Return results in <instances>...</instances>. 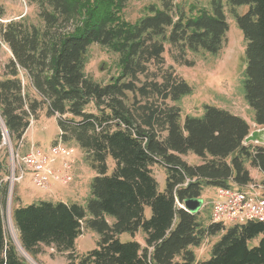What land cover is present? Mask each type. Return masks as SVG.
<instances>
[{"label":"trees","instance_id":"trees-1","mask_svg":"<svg viewBox=\"0 0 264 264\" xmlns=\"http://www.w3.org/2000/svg\"><path fill=\"white\" fill-rule=\"evenodd\" d=\"M125 5L40 0L42 25L22 18L3 22L0 6V50L6 45L11 51L0 74V114L9 137L16 146L23 142L46 109L57 117L60 139L77 144L96 172L85 203L40 199L13 209L22 247L34 258L43 245L53 247L67 264H264V222H215L212 213L185 207L206 186L244 189L257 183L249 167L264 174V145L246 144L250 123L224 108L207 104L202 116L182 120L178 102L192 87L166 66L164 55L170 45L176 62L193 65L188 52H219L230 27L228 7L246 40L245 98L263 127L264 0H212L210 9L192 7L176 16L166 1L149 6L135 22L122 18ZM239 6L246 11L239 13ZM75 20L73 29L64 27ZM93 43L119 55L120 75L108 83L86 72ZM4 141L0 125V147ZM191 152L201 164L184 159ZM155 165L166 173L163 190ZM5 167L0 154V264H30L6 234ZM87 230L99 234L97 247L80 253L76 242ZM142 232L144 244L136 239ZM123 233L133 239L122 241ZM212 237L218 240L210 258H198L196 248Z\"/></svg>","mask_w":264,"mask_h":264},{"label":"rangeland","instance_id":"rangeland-1","mask_svg":"<svg viewBox=\"0 0 264 264\" xmlns=\"http://www.w3.org/2000/svg\"><path fill=\"white\" fill-rule=\"evenodd\" d=\"M166 1L172 5V12L176 16L179 10L189 12L192 7L210 9L212 0H126V5L121 10V16L125 20L135 22L148 13L149 6L157 5L164 7ZM223 1L226 3V0ZM39 2L40 0H0V6L5 10V15L1 21L7 22L22 18L27 23L42 25L43 21L39 16ZM246 9L245 6L237 7L239 13L245 12ZM226 10L230 27L227 32L226 41L219 52L211 53L203 50L188 52L186 58L193 62V65H188L176 62L171 56L170 45L166 47L167 50L164 54L166 66H173L176 73L184 78L192 87V92L185 95L178 102L182 109V120L188 115L202 116L205 111V105L208 104L227 109L234 114L242 116L251 125L254 124L255 112L247 103L244 91V78L247 68L246 40L236 17L232 15L228 7ZM194 14H197V11ZM76 24L77 21L75 20V22L68 23L64 27L70 30ZM10 56V49L6 45H3L0 50V74ZM86 58V72L96 81L108 83L112 78L120 75L119 55L107 47L93 43L89 47ZM169 103L172 104V102ZM255 128L258 127H253L251 131ZM60 134L61 131L57 117L48 115L47 110L44 109L41 111L39 118L31 123L23 142L21 141L16 146L9 137L5 139L4 146L0 147V154L5 157L6 167L3 172V178L8 188L4 206L5 229L8 238L16 243V245L17 240H19V230L13 221L12 214L13 209L19 203L26 206L36 203L40 199L85 203L89 197L90 185L96 176V172L87 163L84 151L74 142L70 144L64 143L73 149V179L70 183H58L49 190L41 189L34 184L33 173L28 171L22 180L12 181L11 187L12 164L14 160L17 162V156L25 155L31 147L39 148L44 152H50L52 146L61 141ZM250 143L257 144L254 142ZM183 157L190 164L198 165L202 163V159L192 152ZM109 166L110 172H112L114 161L111 158L109 159ZM153 171L159 181L160 189L163 190L166 186L164 168L160 165H155ZM254 174L256 173L254 172ZM261 175L264 176L262 172ZM256 181L263 187L262 194L264 195V177L256 179ZM16 197H21V202H16ZM217 197L218 188L206 186L201 197L203 200L201 210H206L207 215H210L212 213V203ZM147 214L148 216L151 214L149 209ZM140 234H143V232ZM138 237L143 240L140 235ZM120 239L122 241H130L133 237L129 233H123L120 235ZM98 240V233L87 230L77 239L76 248L78 252L84 253L97 247ZM217 240L216 237L209 238L200 247L196 248L200 259L206 260L210 258L211 247ZM259 240L260 237L253 239L249 242V245L255 246L259 243ZM41 250V254L36 258L25 250L23 251L22 248H20L19 253L28 262L29 258L34 264H67L66 255L56 253L53 247L43 245Z\"/></svg>","mask_w":264,"mask_h":264},{"label":"built area","instance_id":"built-area-1","mask_svg":"<svg viewBox=\"0 0 264 264\" xmlns=\"http://www.w3.org/2000/svg\"><path fill=\"white\" fill-rule=\"evenodd\" d=\"M6 139V138H5ZM5 143V141H4ZM73 149L61 140L50 152L31 147L25 155H18L12 164L13 181L22 180L28 171L33 182L41 189L49 190L58 183H70L73 179ZM18 173V174H17ZM260 183L244 189L218 188V197L212 203V219L215 222L245 223L250 220L264 222V195Z\"/></svg>","mask_w":264,"mask_h":264},{"label":"water","instance_id":"water-1","mask_svg":"<svg viewBox=\"0 0 264 264\" xmlns=\"http://www.w3.org/2000/svg\"><path fill=\"white\" fill-rule=\"evenodd\" d=\"M0 125L4 130L5 138L8 139L9 138L8 130L6 128V125L4 123V120L1 116V114H0ZM250 142H254V143H257L259 145H264V126L255 128L253 131L250 132V134L245 139V143L248 144ZM185 207L191 212H198L203 207V200L201 198L187 199L185 201ZM20 245H21V243H20ZM17 246H18V250H20L19 244H17ZM21 247H22V245H21ZM28 260L31 264H34L33 261H31L29 258H28Z\"/></svg>","mask_w":264,"mask_h":264},{"label":"crops","instance_id":"crops-1","mask_svg":"<svg viewBox=\"0 0 264 264\" xmlns=\"http://www.w3.org/2000/svg\"><path fill=\"white\" fill-rule=\"evenodd\" d=\"M250 123V122H249ZM250 125H251V123H250ZM254 125V126H253ZM253 125H251V128H253V127H260V126H258L255 122H254V124ZM252 130V129H251ZM249 169H250V172H251V175L253 176V178L256 180V179H259V178H263L264 176H262L261 175V172L258 170V169H256V168H252V167H249ZM254 172L256 173V174H254ZM21 198V197H20ZM22 200V199H21ZM46 200H49V199H46ZM138 235H140L141 237H142V239L144 240V235L143 234H138ZM138 235L136 236V239H138L142 244H144L143 243V240H141L139 237H138ZM196 253H197V249H196ZM198 258H199V256H198Z\"/></svg>","mask_w":264,"mask_h":264},{"label":"bare ground","instance_id":"bare-ground-1","mask_svg":"<svg viewBox=\"0 0 264 264\" xmlns=\"http://www.w3.org/2000/svg\"><path fill=\"white\" fill-rule=\"evenodd\" d=\"M12 181H13V177H12V179H11V187H12V184H13ZM10 217H11V216H10ZM17 244H19V247L22 248L21 245H20V241H19V240H17ZM22 249H23V248H22ZM23 251H24V249H23Z\"/></svg>","mask_w":264,"mask_h":264}]
</instances>
